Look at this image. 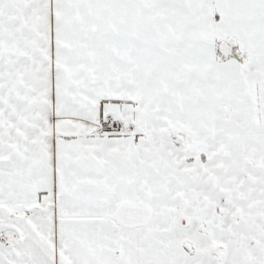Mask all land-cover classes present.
<instances>
[{
  "label": "snow or ice",
  "instance_id": "obj_1",
  "mask_svg": "<svg viewBox=\"0 0 264 264\" xmlns=\"http://www.w3.org/2000/svg\"><path fill=\"white\" fill-rule=\"evenodd\" d=\"M0 264H264V0H0Z\"/></svg>",
  "mask_w": 264,
  "mask_h": 264
}]
</instances>
